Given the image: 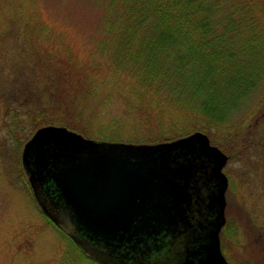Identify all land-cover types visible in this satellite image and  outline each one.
Masks as SVG:
<instances>
[{
	"label": "rangeland",
	"instance_id": "rangeland-1",
	"mask_svg": "<svg viewBox=\"0 0 264 264\" xmlns=\"http://www.w3.org/2000/svg\"><path fill=\"white\" fill-rule=\"evenodd\" d=\"M111 2L0 0V264H102L43 215L28 185L21 154L26 142L42 127H67L65 124L75 125L71 120H79L78 124L85 120L95 131L100 123L112 119L119 127L114 133L121 140L155 144L159 143L156 132L168 131L165 137L171 138L177 134L171 131L173 128L184 127L188 132L205 133L210 144L227 156L222 167L228 177L224 195L226 227L221 233L226 264H264V242L252 243L249 236L250 214L258 221L264 219V0H253V5L246 4V0H212L216 8L205 12L212 19L204 37L226 38L217 40L215 47L232 54L217 52V62L209 56V46L203 59L191 56L198 60L191 67L201 68L200 72L190 74L182 85L177 84L178 80L172 83L177 93H184L183 101L178 100L179 95L166 98L172 95L169 90L164 97L159 96L155 89V94L145 92L137 100L140 113L128 108L138 94L130 85L134 79L131 64L117 63L125 66L119 68L122 77L109 71L113 64L106 69L105 63H113L118 53L110 44L130 33L136 38L119 52L131 57L140 49V43L145 46L156 30L163 29H155L151 22L138 23L135 15L115 16L109 24ZM121 8L116 4L114 13L121 15ZM229 15L237 23L247 15L252 23L230 25L236 29L227 36L222 30ZM120 20L123 25L119 27ZM111 28L113 32L107 34ZM170 46L177 51L176 46L185 44L181 40ZM163 50L167 55L168 51ZM83 61L89 63L83 65ZM92 62L103 69L98 73L103 74L104 82L90 69ZM199 79L205 81L204 86L197 82ZM196 84L203 88L202 96L193 92ZM154 102L165 106L168 113L182 104L190 112L204 114L203 121L189 125L185 118L179 123L172 118L177 115L174 111L172 116L167 114L159 120ZM211 109L220 112L219 123L212 124L217 118L212 120ZM88 111L97 119L85 114ZM100 137L93 134L89 138L102 141Z\"/></svg>",
	"mask_w": 264,
	"mask_h": 264
},
{
	"label": "water",
	"instance_id": "water-1",
	"mask_svg": "<svg viewBox=\"0 0 264 264\" xmlns=\"http://www.w3.org/2000/svg\"><path fill=\"white\" fill-rule=\"evenodd\" d=\"M226 160L202 131L149 145L96 141L64 126L38 129L21 154L41 210L103 264L112 261L100 246L141 254L139 264H226L218 237ZM200 175L218 181L206 196ZM204 206L216 208L207 222Z\"/></svg>",
	"mask_w": 264,
	"mask_h": 264
},
{
	"label": "trees",
	"instance_id": "trees-1",
	"mask_svg": "<svg viewBox=\"0 0 264 264\" xmlns=\"http://www.w3.org/2000/svg\"><path fill=\"white\" fill-rule=\"evenodd\" d=\"M122 5V13L121 15H117V12L114 13L116 4ZM253 5V0H246V4ZM216 8V4L212 2V0H112V2L109 5V24L114 21L115 16H136L139 20L138 23L144 24L146 22H151L156 29L158 26L159 29H163V31L158 32L155 31L156 34L154 37H150L146 42L147 44L142 45L140 43V49L137 51V53L133 56L128 57L124 55V52H119L120 49L122 50L126 48L125 45H128L127 43L133 41L136 37L131 35L127 32V35H118L119 42H116L113 45V42H111V46H114L117 53V56L115 57V60L113 63H105L106 69L107 65L110 68L113 64L114 66L109 71H112L113 74H122V72L119 70V68L122 70L125 68V66L117 64H131V77L134 78L133 81L130 82L131 87L137 91V97H134L132 102H134L133 105L128 106L131 111L133 112H141V108L139 107V103H137V100L142 96L143 94H146L145 92L152 94L154 93L155 89L158 91L159 96L164 97L165 92L167 90L172 92V95H167L166 98L172 97L173 99L179 95L178 100L183 101L184 93H177L176 88L177 86L172 84L173 81L178 80L179 82L177 84L182 85V83L186 80V78L190 79V74L194 72H200L201 68H195L191 67V63L193 61H198L193 57H205V51L212 46V50L209 53V56H211L212 59L215 61H220V55L228 54L231 55L232 51H229L226 53V51H221L220 47H215V44L217 43V40L222 39L225 40L226 38H220L217 35H214L213 37L210 36V38L207 40V38L204 37V33L206 32V28L209 27L210 21L212 18L207 15L209 10L212 8ZM208 10V11H207ZM207 11V12H206ZM207 14H206V13ZM250 17H242L240 23H249L251 24ZM118 19V18H117ZM236 18L233 17V15H229L226 19V28L222 30L224 34L230 33V31L235 30L236 28H230V25H236L240 24L237 23ZM122 20L119 21V27L123 25ZM143 22V23H142ZM113 24V26H115ZM140 25V24H139ZM112 27V26H111ZM113 28V27H112ZM112 28L107 31V34H110L113 32ZM28 30V29H27ZM26 30V31H27ZM230 34H227L229 36ZM144 41V39H142ZM183 41L185 46L179 47L177 51L173 50L174 46L171 47L170 44H176L180 41ZM210 42V43H208ZM145 43V41H144ZM167 44V45H163ZM169 44V45H168ZM210 46V47H209ZM185 47V48H184ZM163 49L165 51H168L167 55L164 56ZM220 55H218V53ZM223 52V53H222ZM130 58L131 60H129ZM222 61V58H221ZM86 63H89L88 61H83L82 64L85 65ZM198 63V62H197ZM32 67L35 68L34 62L32 63ZM49 62L45 64L47 66ZM90 69L95 70V72L98 73V71H103V69L98 68L99 65L95 62L90 63ZM18 66V63H17ZM173 66V67H172ZM176 68V69H174ZM36 69V68H35ZM37 70V69H36ZM206 70V69H205ZM107 72V70H105ZM162 71L165 73L163 74ZM100 77H102L101 82L105 81V77L103 74L98 73ZM124 76V75H123ZM209 76V74H208ZM122 77V75H121ZM18 78V76H17ZM126 78V77H123ZM197 82H199L202 86H204L205 81L199 79ZM103 84V83H100ZM173 85L171 87V85ZM199 84H196V87L194 89V93H198V95L202 96L201 93L202 90L200 88ZM184 86V85H183ZM169 88V89H168ZM170 88L172 90H170ZM144 90V91H143ZM185 92V90H182ZM126 94V93H125ZM155 94V93H154ZM127 95V94H126ZM133 96V95H131ZM136 96V95H134ZM150 96V95H148ZM176 99V101H178ZM154 101V100H152ZM160 103H164L165 101H159ZM182 103V102H179ZM155 104L154 110H157V119L162 120V117L168 114V116H172V112L174 111V118L179 123L183 121L185 118L189 120V125L193 123L194 121H203L204 114H199V112H190V108H187L186 106H183L182 104H177L174 110L168 113V111L165 110V106H161V104ZM174 104L176 102L174 101ZM201 104V103H200ZM65 106V103H63ZM202 105V104H201ZM76 109V108H75ZM67 108H65V112H67ZM77 113L79 112L82 117L84 116L82 112L79 110H76ZM202 112V109H201ZM78 113V115H79ZM88 113L85 114H89ZM188 113H191L194 117L188 115ZM199 115V118L195 117V115ZM211 118L212 120H216L217 122L211 121L212 124L219 123L218 118L220 115V112H217L214 109H211ZM79 115V117H80ZM92 115L91 117H96V115ZM187 116V117H186ZM85 117V116H84ZM38 118V116H37ZM87 120V117H85ZM97 119V117H96ZM75 125L73 124H65L67 128L77 131L79 133H82L83 135L93 137V134L100 135L99 139L102 141H108V142H126V143H134V144H143V143H153V142H146L145 140H121V137H116V134L114 133L115 130H117L119 127L117 123L114 124L113 121L115 119L110 120L108 123H100L97 122L96 124L100 123L97 126V129L93 131L91 125L84 120V123L78 124L79 120H71ZM88 121V120H87ZM112 121V122H111ZM78 124V125H77ZM120 124V123H119ZM121 125V124H120ZM211 125V124H210ZM124 128V126L122 125ZM109 129H112L111 132L108 134L106 133L109 131ZM205 129V127H204ZM203 130V129H202ZM172 132H176L177 134L171 138H167L166 133L168 131H160V133H155L156 140L158 142L163 141H169L173 140L177 137L187 135L190 133L186 130V127L183 129L177 130L173 128L171 130ZM170 131V132H171ZM205 131V130H204ZM207 131V130H206ZM205 131V132H206ZM206 133H209L208 131ZM95 137V136H94ZM155 141V142H157Z\"/></svg>",
	"mask_w": 264,
	"mask_h": 264
},
{
	"label": "flooded vegetation",
	"instance_id": "flooded-vegetation-1",
	"mask_svg": "<svg viewBox=\"0 0 264 264\" xmlns=\"http://www.w3.org/2000/svg\"><path fill=\"white\" fill-rule=\"evenodd\" d=\"M205 165H207V163H205ZM205 171H206V169L202 168V170H201L202 174ZM200 180H201V183H204V185L202 186L203 187L202 193L205 196L209 192L210 193L213 192L214 188H215L214 185L218 184V181H216L215 179H212L209 177V179L206 180V178L202 175H200ZM200 192H201V190H200ZM202 212H203V217H204L205 221L207 222L208 220H212L214 218V215L216 213V208L212 207V208L208 209L206 206H204ZM225 218H226V216H225ZM249 221H250L249 222V230H250L249 236H252L251 242L257 243V244L263 243L264 242V238H263L264 237V219L261 221H258L257 216H255L252 213V214H250ZM225 227H226V222L223 226H221L219 236H218L220 238V246H221L220 248H221L222 252H223V249H222L221 233ZM195 230H196V233H204L203 231H201L198 228H195ZM187 234L188 233H186L184 235H187ZM261 240L263 242H260ZM100 248L104 251V253L107 254V258L111 259L112 264H114V263L115 264H139L138 262H136V258L143 256L141 254H136L135 252L133 254L131 253V254H128L127 256H125L124 254L126 253L125 251H127V249L118 250V252L113 253L112 251H110V250H112L111 248H108L105 246L103 248L100 246ZM223 254H224V252H223ZM146 255L149 256V254H146Z\"/></svg>",
	"mask_w": 264,
	"mask_h": 264
}]
</instances>
